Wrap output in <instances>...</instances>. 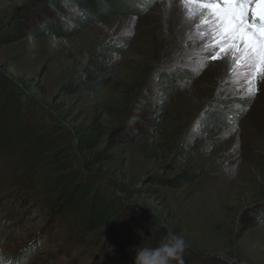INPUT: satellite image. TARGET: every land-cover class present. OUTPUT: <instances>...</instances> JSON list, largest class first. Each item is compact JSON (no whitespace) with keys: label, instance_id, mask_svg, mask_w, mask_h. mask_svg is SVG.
<instances>
[{"label":"rangeland","instance_id":"1","mask_svg":"<svg viewBox=\"0 0 264 264\" xmlns=\"http://www.w3.org/2000/svg\"><path fill=\"white\" fill-rule=\"evenodd\" d=\"M50 1L0 0V110L7 125L32 126L6 154L14 170H0L4 264H133V246L169 231L194 259L264 264V220L251 213L264 208V83L248 101L227 61L204 67L179 0H137L68 37L37 34L65 21ZM117 37L124 54L98 53ZM83 69L103 89L81 86ZM167 76L180 91L163 103L154 90ZM10 87L18 99L4 106ZM216 98L232 101L235 120L211 140L200 126ZM94 127L100 143L85 149ZM185 151L195 157L172 167ZM36 163L35 192L22 190L17 177ZM201 169L181 188L160 183Z\"/></svg>","mask_w":264,"mask_h":264},{"label":"trees","instance_id":"2","mask_svg":"<svg viewBox=\"0 0 264 264\" xmlns=\"http://www.w3.org/2000/svg\"><path fill=\"white\" fill-rule=\"evenodd\" d=\"M51 0L50 4L58 9L60 11V14L58 15L59 18L63 17L65 21L55 23L54 26L52 24H44L42 27V31H38L37 34L45 35V34H55L58 36H71L81 31L82 26H86L89 23H92L97 16H105L107 13L110 12H120L122 9H127L130 5L133 6L137 3V0ZM64 3V4H63ZM72 6L76 12H67V10L64 7ZM68 20H66V19ZM35 34V32H34ZM112 44L109 46H104L101 48V50L98 52L101 55L105 57H109L112 55L113 52H117L119 54H124L125 49L122 47L123 44L121 42H125V39L123 37H117L113 39ZM99 67L103 69V71H113L114 65L113 63H97ZM80 76L83 77L85 80H88L83 82L81 86H87L90 89L93 90H101L103 89V84L99 85V81L95 73L92 71H88L86 69H83V71L80 73ZM169 80H172L170 76H167L166 79L162 82L163 84L157 87L154 90L155 95L158 99H161L164 103L168 102L179 94V87L176 85H173V82H169ZM103 81V80H102ZM105 82V79H104ZM106 87V86H104ZM10 90L7 92L5 104L8 105L7 102L12 101V99L16 98L18 99V90L16 88V93H13L12 88H9ZM18 92V93H17ZM0 160H1V166L0 170L2 169V172L5 170H14L15 165L12 167V163L7 159L8 155L7 152L10 147H12L16 140H19V138L23 134H29L30 132L27 131L29 129H26L27 127L32 126H11L7 125V121L3 119V110H0ZM2 116V117H1ZM241 117V116H240ZM153 119V118H152ZM233 120H235V110L234 106L232 104V101L226 98H216L214 101H211L209 103L208 109L205 110L204 113V120L202 122V126H200V131L203 133H207L209 136H211V140H216L217 136L216 133L221 129L222 127H225L228 123H231ZM156 120H153L155 122ZM27 131V133H26ZM100 132H98V128H89L87 132L84 133L83 136L80 138V144L85 149H94L98 146L100 143ZM193 138V137H192ZM130 139H126L125 141H129ZM120 139H117V142L120 143ZM187 143H192V141H187ZM192 158L195 157L194 152L188 153L183 152V156L181 158L177 157L176 160L173 161L172 167H175V169H178L180 166L185 165V161L189 160V157ZM17 163V162H15ZM38 163H36L34 166H31V169L29 168L27 171V174H20L21 176H18L19 179V185L22 188V190H27L28 192L33 191L35 192L36 189V179L34 178V170H36V166ZM206 170H195V171H184L181 174H178L174 178H169L162 180L160 183L165 186H170L173 188H181L185 183L193 182L200 178L202 175H204ZM89 193L87 190H84V194ZM88 195V194H86ZM14 196L17 198V194L14 193L12 197H9L5 203L8 204L13 203ZM50 201H53L54 195L52 191L47 192L46 196ZM256 217H261L264 220V208L262 209H253L251 212ZM97 215V212L94 213ZM93 228V225L91 226ZM81 241V240H79ZM159 246L158 244L154 247ZM183 260L184 264H237L235 262H229L224 259L218 258V257H210V258H198L194 259L193 256L184 253L183 254Z\"/></svg>","mask_w":264,"mask_h":264},{"label":"snow or ice","instance_id":"3","mask_svg":"<svg viewBox=\"0 0 264 264\" xmlns=\"http://www.w3.org/2000/svg\"><path fill=\"white\" fill-rule=\"evenodd\" d=\"M179 3L201 45L203 66L209 61H227L237 93L242 99L254 100L259 84L264 83V0Z\"/></svg>","mask_w":264,"mask_h":264},{"label":"clouds","instance_id":"4","mask_svg":"<svg viewBox=\"0 0 264 264\" xmlns=\"http://www.w3.org/2000/svg\"><path fill=\"white\" fill-rule=\"evenodd\" d=\"M187 248L185 239L171 231L160 240L159 246H133V264H184L183 254ZM0 264H4L3 260Z\"/></svg>","mask_w":264,"mask_h":264}]
</instances>
